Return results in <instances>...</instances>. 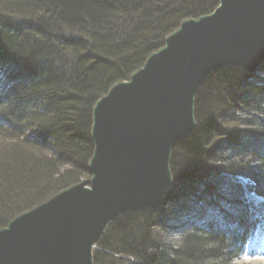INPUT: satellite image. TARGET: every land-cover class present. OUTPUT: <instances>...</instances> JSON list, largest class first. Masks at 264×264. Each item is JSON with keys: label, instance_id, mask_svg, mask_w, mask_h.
<instances>
[{"label": "trees", "instance_id": "trees-1", "mask_svg": "<svg viewBox=\"0 0 264 264\" xmlns=\"http://www.w3.org/2000/svg\"><path fill=\"white\" fill-rule=\"evenodd\" d=\"M218 5L0 0V142H9L0 145V229L88 177L97 100L140 69L184 20ZM195 117L196 130L173 148L164 205L112 223L94 264L241 260L264 219V204L246 195L264 198V65L254 75L240 68L208 75Z\"/></svg>", "mask_w": 264, "mask_h": 264}, {"label": "water", "instance_id": "water-1", "mask_svg": "<svg viewBox=\"0 0 264 264\" xmlns=\"http://www.w3.org/2000/svg\"><path fill=\"white\" fill-rule=\"evenodd\" d=\"M264 64V0H219L185 20L129 80L93 109L89 178L0 230V264H94L109 225L162 206L173 185L175 145L197 127L195 101L207 76Z\"/></svg>", "mask_w": 264, "mask_h": 264}, {"label": "rangeland", "instance_id": "rangeland-1", "mask_svg": "<svg viewBox=\"0 0 264 264\" xmlns=\"http://www.w3.org/2000/svg\"><path fill=\"white\" fill-rule=\"evenodd\" d=\"M8 140L7 141H2L0 142V145L2 144H8ZM9 145V144H8ZM73 186V185H72ZM70 186V187H72ZM68 187V188H70ZM32 210V209H30ZM28 210V211H30ZM176 219V218H174ZM178 225V224H175ZM174 238L176 239V235L174 236ZM264 251V242L260 245V249H258L254 254H251L250 256L244 257L243 260L237 262V264H264V256L262 255Z\"/></svg>", "mask_w": 264, "mask_h": 264}, {"label": "snow or ice", "instance_id": "snow-or-ice-1", "mask_svg": "<svg viewBox=\"0 0 264 264\" xmlns=\"http://www.w3.org/2000/svg\"><path fill=\"white\" fill-rule=\"evenodd\" d=\"M217 222L220 223L221 225L224 224L223 218L222 217H217ZM228 228L234 227V226H226Z\"/></svg>", "mask_w": 264, "mask_h": 264}, {"label": "bare ground", "instance_id": "bare-ground-1", "mask_svg": "<svg viewBox=\"0 0 264 264\" xmlns=\"http://www.w3.org/2000/svg\"><path fill=\"white\" fill-rule=\"evenodd\" d=\"M133 74H134V73H133ZM133 74H132V75H133ZM132 75H131V76H132ZM2 97H3V95H2L1 92H0V98H2ZM189 135H190V134H189ZM189 135H187V136H189ZM187 136H186V137H187ZM247 193H248V194H251V192H249L248 190H247ZM242 207H243V206H242ZM248 220H249V219H248ZM171 227H173V226H171ZM183 228H185V227H182V229H183Z\"/></svg>", "mask_w": 264, "mask_h": 264}]
</instances>
